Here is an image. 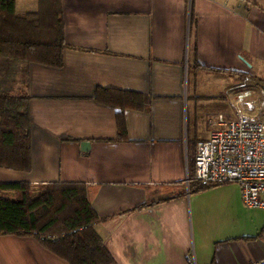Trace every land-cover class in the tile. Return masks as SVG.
Wrapping results in <instances>:
<instances>
[{
    "label": "crops",
    "instance_id": "0c3cea01",
    "mask_svg": "<svg viewBox=\"0 0 264 264\" xmlns=\"http://www.w3.org/2000/svg\"><path fill=\"white\" fill-rule=\"evenodd\" d=\"M39 7L15 2L18 15ZM60 15V67L0 59V86L23 85L32 119L31 170L0 167V181L83 182L113 264L263 257L264 208L246 207L234 182L187 180L197 141L231 118L220 102L264 80V0H60ZM99 88L148 97L122 109L126 140ZM0 264L69 263L34 236L0 234Z\"/></svg>",
    "mask_w": 264,
    "mask_h": 264
},
{
    "label": "trees",
    "instance_id": "16d2710c",
    "mask_svg": "<svg viewBox=\"0 0 264 264\" xmlns=\"http://www.w3.org/2000/svg\"><path fill=\"white\" fill-rule=\"evenodd\" d=\"M16 0H0V57L23 64L60 67L65 47L60 0H40L34 13L18 15ZM12 62L13 67L16 65ZM15 70V69H14ZM96 97L120 109L117 139L126 140L121 111L141 109L148 97L115 89L96 90ZM30 96L0 86V167L28 172L32 167ZM189 187L215 184L193 180L194 156L188 163ZM7 192H16L9 196ZM98 216L80 181H55L32 185L25 181H0V234L31 235L69 264H113L103 238L95 230ZM43 237V239H42Z\"/></svg>",
    "mask_w": 264,
    "mask_h": 264
},
{
    "label": "built area",
    "instance_id": "2783aa9c",
    "mask_svg": "<svg viewBox=\"0 0 264 264\" xmlns=\"http://www.w3.org/2000/svg\"><path fill=\"white\" fill-rule=\"evenodd\" d=\"M235 115L229 119L217 115L208 137L197 141L193 180L206 184L234 182L246 207L264 208V117L252 118L240 110ZM186 259L195 264L192 252ZM246 264H264V256Z\"/></svg>",
    "mask_w": 264,
    "mask_h": 264
},
{
    "label": "rangeland",
    "instance_id": "374dc122",
    "mask_svg": "<svg viewBox=\"0 0 264 264\" xmlns=\"http://www.w3.org/2000/svg\"><path fill=\"white\" fill-rule=\"evenodd\" d=\"M3 61H8L10 63L13 62L11 59H6L0 57ZM15 64L24 65L21 62L14 61ZM259 77L264 78V62L261 66V73L258 74ZM238 79V78H237ZM251 91L244 97H241L239 101H237L238 95H233L229 98L230 100H226V102H220L218 105L223 112L228 114L231 118H234L236 110H240L242 114L252 117V118H261L263 119V101H264V80L256 79L255 76L253 77V82L249 85ZM239 89V88H238ZM24 87L22 84L14 86L15 94H19L24 92Z\"/></svg>",
    "mask_w": 264,
    "mask_h": 264
},
{
    "label": "water",
    "instance_id": "95a60500",
    "mask_svg": "<svg viewBox=\"0 0 264 264\" xmlns=\"http://www.w3.org/2000/svg\"><path fill=\"white\" fill-rule=\"evenodd\" d=\"M86 145H88V141H82L81 146H86Z\"/></svg>",
    "mask_w": 264,
    "mask_h": 264
}]
</instances>
